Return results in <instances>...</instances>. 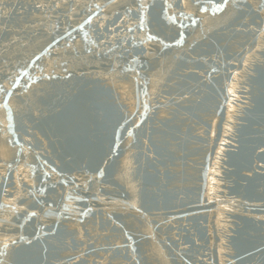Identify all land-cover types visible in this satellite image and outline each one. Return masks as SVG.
<instances>
[{
  "label": "water",
  "instance_id": "obj_1",
  "mask_svg": "<svg viewBox=\"0 0 264 264\" xmlns=\"http://www.w3.org/2000/svg\"><path fill=\"white\" fill-rule=\"evenodd\" d=\"M219 2L0 0V264H264V0Z\"/></svg>",
  "mask_w": 264,
  "mask_h": 264
},
{
  "label": "snow or ice",
  "instance_id": "obj_2",
  "mask_svg": "<svg viewBox=\"0 0 264 264\" xmlns=\"http://www.w3.org/2000/svg\"><path fill=\"white\" fill-rule=\"evenodd\" d=\"M226 4H227V0H220V2H219V4L217 5V7L222 8L223 6H226ZM169 7H171V5H170ZM137 11H138V12H139V11H146V9H145V7H144V4H140V7H139V9H137ZM89 22H90V21H89ZM173 22H174V23H180V24L182 25V21H180V20H178V19H176V18L173 19ZM142 26H145V25H144V21H143V19H140V22H139V24L137 25V28L142 27ZM134 31H136V29H134V28H132V27H127V32H128V33H132V32H134ZM132 38L134 39V37H132ZM180 38H181V40L183 39V34H182V33H181V37H180ZM141 39H143V37H142ZM147 39H149V40H156L157 37H156V36H153V35H148V36H147ZM130 70H131V69H130ZM25 86H26V85H25ZM0 91H5V90H4L2 87H0ZM135 127L138 128V127H139V124L135 125ZM128 135H129V136H132V135H133V132H132V131H129V132H128ZM100 175H103V172H101ZM40 191L43 192L44 189L41 188ZM31 215H32V216H36V212L33 211V212L31 213ZM129 239H131V237H129Z\"/></svg>",
  "mask_w": 264,
  "mask_h": 264
}]
</instances>
